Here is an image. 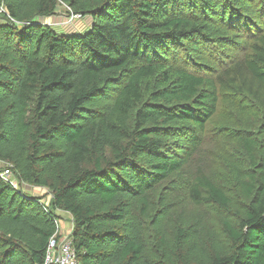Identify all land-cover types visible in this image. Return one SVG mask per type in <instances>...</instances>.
Returning <instances> with one entry per match:
<instances>
[{
  "label": "trees",
  "instance_id": "obj_1",
  "mask_svg": "<svg viewBox=\"0 0 264 264\" xmlns=\"http://www.w3.org/2000/svg\"><path fill=\"white\" fill-rule=\"evenodd\" d=\"M0 4V264H43L65 216L78 264H264V0ZM61 6L87 30L40 22ZM225 100L228 192L192 161ZM172 189L201 212L174 221Z\"/></svg>",
  "mask_w": 264,
  "mask_h": 264
},
{
  "label": "rangeland",
  "instance_id": "obj_2",
  "mask_svg": "<svg viewBox=\"0 0 264 264\" xmlns=\"http://www.w3.org/2000/svg\"><path fill=\"white\" fill-rule=\"evenodd\" d=\"M40 22L52 27L60 33L84 32L89 26V19L82 20L80 17L72 14L68 8L64 6H61L58 9L55 16L48 18L45 21L40 20ZM244 111L245 109H238L236 112L235 106H232V103L228 100L222 102L221 106L219 105L216 115L211 120V122L208 123L207 133L203 138L201 150L193 157L192 160L195 167L203 168V171L206 173V175H208L209 178L217 185L225 188L227 192L229 189L236 188L235 184L232 182L234 178H239L243 172H241V175L238 173L241 166L237 158L238 155H235L234 157L230 156L231 152L233 151L232 149L240 146V143L235 145V136H231V134L234 133L225 130H229L228 128H230V126L236 127L237 123L233 121L234 116L243 113ZM241 119L245 121L248 118L242 116ZM251 126L253 125L251 124ZM176 177L173 178L174 184L172 188H176L175 183L180 180V178L176 179ZM26 188L29 187L24 186L23 189ZM30 189L41 190L33 187H30ZM169 204L172 206L171 216H173L174 221L183 220L182 217L184 215H193L192 212H198V210L201 212L200 209L187 204L185 200V194L181 192V189H176L175 191H173V189L171 190ZM207 214L219 215V213L215 211H210ZM186 222L188 227L184 226L185 230L187 229V233L183 252L185 257L189 258V260L194 263V259L190 256V253L194 247L197 246V232H199L201 229H199L197 225L193 226L194 224L198 223V219L196 220L195 217L192 218V220ZM59 225L62 232L69 231L67 230L69 225L65 227L62 221H59Z\"/></svg>",
  "mask_w": 264,
  "mask_h": 264
},
{
  "label": "built area",
  "instance_id": "obj_3",
  "mask_svg": "<svg viewBox=\"0 0 264 264\" xmlns=\"http://www.w3.org/2000/svg\"><path fill=\"white\" fill-rule=\"evenodd\" d=\"M0 15H6V10L4 9L2 4H0ZM76 16L79 17L78 15ZM0 179L5 184L19 191V185L17 183V180L13 177L11 167L9 165H5L1 170ZM49 199L50 197L47 196V198L43 199L40 202L44 211H47L48 209ZM55 223L56 231L48 242L43 264H78L70 239L72 228L68 227L67 230L69 231L62 232L60 229L59 221Z\"/></svg>",
  "mask_w": 264,
  "mask_h": 264
},
{
  "label": "crops",
  "instance_id": "obj_4",
  "mask_svg": "<svg viewBox=\"0 0 264 264\" xmlns=\"http://www.w3.org/2000/svg\"><path fill=\"white\" fill-rule=\"evenodd\" d=\"M38 189H40V188H38ZM24 191H26V194H28V195H30V196H33V197H44V199L47 198V195H46L47 193H46V191H44L43 189H41V190H36V189H34V190H33V189H30V188H26V189H24ZM66 217H67V219L69 220L68 216H65L63 220H59V221H62V222H63V225H64L65 227H67V226L69 225V224L66 223V221H65ZM69 223H70L69 227H71V222H70V220H69Z\"/></svg>",
  "mask_w": 264,
  "mask_h": 264
}]
</instances>
